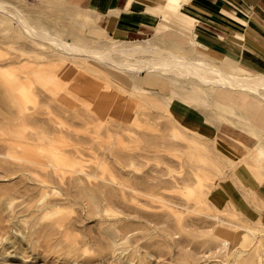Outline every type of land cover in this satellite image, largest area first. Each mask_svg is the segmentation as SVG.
<instances>
[{
	"label": "rangeland",
	"instance_id": "rangeland-1",
	"mask_svg": "<svg viewBox=\"0 0 264 264\" xmlns=\"http://www.w3.org/2000/svg\"><path fill=\"white\" fill-rule=\"evenodd\" d=\"M0 1L65 40L89 48L121 42L108 35L92 0ZM165 1H146L157 22L131 43L152 42L244 74L231 53L221 57L187 34L190 19L188 27L175 20L179 9L161 13ZM136 74L91 55H66L0 11V264H264V204L236 189L239 168L264 182V99L174 72L166 79ZM80 80L131 103L128 120L77 102ZM18 105L28 111L24 121ZM179 105L198 128L178 120ZM48 148L69 170L12 157L53 162ZM226 232L238 237L224 248Z\"/></svg>",
	"mask_w": 264,
	"mask_h": 264
},
{
	"label": "crops",
	"instance_id": "crops-1",
	"mask_svg": "<svg viewBox=\"0 0 264 264\" xmlns=\"http://www.w3.org/2000/svg\"><path fill=\"white\" fill-rule=\"evenodd\" d=\"M146 1L92 0V3L108 35L115 41L129 43L150 35V30L157 22V17L150 11L154 7ZM179 14L180 17L177 13L178 18L175 20L179 19L181 23L187 25V18L190 19L189 32H184L195 33L196 38L198 35L212 47L209 46L211 51L220 53L221 57H229L231 53L241 65L236 69L244 73L242 76L255 77L261 73L254 74L252 71L264 72V0H189L181 4ZM75 88L82 97L77 102L95 111L98 109V113L112 112L126 120L131 115V103L122 101L120 97L101 93L96 82L86 83L80 80ZM93 88L98 91L96 95H93ZM61 98V102L66 104L70 103L69 99H73L69 96ZM175 114L185 125L190 124L193 128L201 125L198 118L185 121L187 110L177 107ZM262 127L264 128V123ZM237 180L238 197L245 198L253 194L264 204V182H260L255 175H246L245 169L241 168Z\"/></svg>",
	"mask_w": 264,
	"mask_h": 264
},
{
	"label": "bare ground",
	"instance_id": "bare-ground-1",
	"mask_svg": "<svg viewBox=\"0 0 264 264\" xmlns=\"http://www.w3.org/2000/svg\"><path fill=\"white\" fill-rule=\"evenodd\" d=\"M166 1H167V3L159 9L161 13H164L166 15L170 14V12H176L180 8V6H181V4L183 2V0H166ZM148 7H149V5H148ZM0 11L4 12L6 14L10 13L12 15V19L16 20L17 23L23 29H25L30 36H32L33 38H36V39L45 40V41L49 42L50 44L54 45L56 47V49L60 50L62 53L66 54V55H70V56L91 55V56L95 57L96 59H98L99 61L107 63V64H109L111 66H114L117 69H121V70H125V71H133V72H136L137 74H139V73H141L143 71H146L148 76H153V77L154 76L155 77L159 76V74H158L159 72L164 73V77H165V74L170 73V72H174V73H177L176 75H178V76L180 75V76H185V77H193L200 84H206V85L207 84H211V85H216V86H228V87L230 86L232 88H239V89H243L244 91H250V92H252L255 95L257 94V95L261 96L264 99V74H261V75L255 76V77L244 76V75L242 76V75L234 73V72H228V71H226V70L214 65L212 62H210L208 60H204L202 58H196V59L190 58V57H188L186 55L177 53V52L172 51L170 49L164 50V49L160 48L159 46H157L155 43H152V42H148L147 44H140V43H133V42L132 43L131 42L130 43H126V42L117 43L116 42V43H112L111 45L106 46V47H103V46L102 47H97L95 45L94 47L89 48L85 44H80L79 40H65L63 38H60V37L50 33L45 28L37 27L36 26L37 24L33 25L29 21V19L23 14V12H21L18 9H15L14 11H10L8 9L7 5L4 2H2V1H0ZM121 41H123V40H121ZM192 43L194 44V41ZM97 44H98V42H97ZM114 54H118V55L123 56L124 58H127V59H121V60L119 59V61L114 60V57H113ZM32 62H34V61H32ZM32 62L31 63L28 62V63L33 65ZM14 63H13V65H14ZM26 65H28V64L26 63ZM35 67H36V70H37L41 66H38V67L35 66ZM35 67H34V69H35ZM49 70H48V72H49ZM53 70H55V69H53ZM53 70H51V71H53ZM157 70H158V72H155ZM33 72L35 73L34 76L36 75V73H38L36 71H32L31 73L33 74ZM51 73H54V72H51ZM29 75H31V74H29ZM122 75L123 74L121 73V76ZM13 76H15V75H13ZM26 77H28V76H26ZM124 77L126 78L125 75H124ZM11 78H13V77H11ZM134 79H135V77H134ZM165 79H166V77H165ZM47 80H48V78H47ZM51 83H53V82H51ZM129 84H130V82H129ZM10 87L13 89V88H15V85L13 84ZM50 89L51 88H49L48 90H50ZM93 90H94L93 94L96 95V93L98 91L96 89H94V88H93ZM51 91H54V90H51ZM98 96H99V93H98ZM59 99L60 98H58V100ZM18 108H19L20 119H23V121H24V119L27 116V112L28 111H27V109H25L24 105H18ZM180 109H182L181 106H180ZM6 126H7V129H8V124ZM4 134H6V133L4 132ZM21 135H23V134H21ZM3 136L6 137V135H3ZM43 136H45V135H43ZM16 137L15 138L17 140L20 137V135H18ZM6 138H8V137H6ZM9 138L11 139V136H9ZM36 139H37V137H36ZM16 140L14 139V140H7V141L8 142L9 141L10 142L13 141L12 144H11V145H13V143L14 144L16 143L15 142ZM39 142H41V141H39ZM17 143H18V141H17ZM17 143H16V145H18V147H19V144H17ZM41 143H44V142H41ZM48 143H50V142H48ZM44 145H46V143ZM28 146H30V145H28ZM55 146H57V145H55ZM67 146H68V144H67ZM32 147H34V145ZM21 148L23 149L22 144H21ZM31 149H29V151ZM59 150H61V149L59 148ZM25 151H28V148ZM32 151H34V150L32 149ZM39 151H41V150L39 149ZM37 153L39 154V152H37ZM44 153H46V155H47V153H49V155L51 157L55 158L54 159L55 161L52 162L51 160L40 159V158H38L39 155H37V157H36V155H33L32 153L27 154V157H24L22 155H24L25 153L22 154V155L19 154L20 156H18V155H16V151H15V154L14 155L11 154V155H12L13 158H16V159H19V160H28L31 163H34L35 165L37 164V166L40 165V167L41 166H45L47 168L48 166H51V167H53L56 170H69L67 168H68L69 165L71 166V164L67 161V159H64L61 156L62 154H59V152H56V150H54L52 148L51 149L48 148V152H46V150H45ZM1 154L2 153H0V155ZM262 154L263 153L261 151V155ZM6 156H8L7 153H6ZM41 156H42V154H41ZM72 163H74V161ZM73 166L74 165L72 164V168H73ZM45 167H44V169H45ZM44 178H46V177H44ZM107 180H109V179H107ZM106 186H108V185H106ZM108 198H110V197H108ZM57 211L55 210V212H57L56 214L61 212V211L59 212V209H57ZM59 222H60V220H58L57 223H59ZM61 226H64V225H61ZM253 229L249 228V232L252 233ZM225 235H226V238L223 240L222 246L224 248H227L228 242L230 241L232 243H235V241L237 240L236 238L238 237V235L236 233L232 234V233H229V232H226ZM111 255H112V253H111ZM116 255H118V254H116Z\"/></svg>",
	"mask_w": 264,
	"mask_h": 264
}]
</instances>
